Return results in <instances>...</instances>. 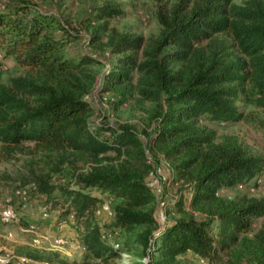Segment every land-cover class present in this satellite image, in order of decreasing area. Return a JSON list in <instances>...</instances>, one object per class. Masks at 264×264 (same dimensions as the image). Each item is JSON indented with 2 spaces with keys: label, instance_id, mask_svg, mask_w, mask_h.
<instances>
[{
  "label": "trees",
  "instance_id": "16d2710c",
  "mask_svg": "<svg viewBox=\"0 0 264 264\" xmlns=\"http://www.w3.org/2000/svg\"><path fill=\"white\" fill-rule=\"evenodd\" d=\"M94 14L91 20L104 18L96 41L110 30V18L125 12L106 4ZM157 19L160 35L146 46L143 36L111 40L113 52L124 55L111 61L103 84L104 90L132 85L137 73L139 94L156 107L145 143L132 124H90L77 74L91 77L86 66L95 59L67 49L78 33L35 5L0 0V66L12 57L39 74L0 81V158L36 156L23 186L34 181L41 206L63 209V217L73 213L68 223L83 226L86 256L78 264H119L122 253H135L143 264H263L264 219L254 225L264 218V196L220 192L264 183V155L248 154L230 137L217 141L215 130L199 123L248 120V107L264 108V0H176ZM149 150L180 157L172 179L182 184L173 206L162 200L165 221L148 181L155 169ZM81 154H111L121 168L59 175ZM106 198L113 216L100 223L97 210ZM188 206L199 215L178 216ZM172 213L178 217L170 219ZM106 231H117L115 242L103 238ZM29 256L69 264L58 251Z\"/></svg>",
  "mask_w": 264,
  "mask_h": 264
},
{
  "label": "rangeland",
  "instance_id": "374dc122",
  "mask_svg": "<svg viewBox=\"0 0 264 264\" xmlns=\"http://www.w3.org/2000/svg\"><path fill=\"white\" fill-rule=\"evenodd\" d=\"M12 1V0H6ZM23 1L37 6L44 12L51 14L59 19L61 24L69 27L73 32L78 33L77 40L72 41L67 49L76 57L80 55H90L95 61L88 64L85 76L83 73L77 74L83 82L84 98L91 106L89 120L91 125L110 124L120 126L123 124H132L142 134V139L148 143V136L153 133L155 122L153 121V112L156 109L155 104L144 99L139 93L137 82V73H135L132 85H122L113 87L111 90H104V80L109 72L113 70L111 61L124 54L114 53L111 40L117 41L122 35L143 36L146 44L152 38L158 37L161 32L157 16L160 10L170 6L176 0H14ZM106 4L118 5L124 12V15L115 16L109 20V31L100 32L101 39H91L96 33V27L104 21L91 20L95 16V11L99 6ZM37 70L30 69L21 65L14 58L4 59L0 66V81H6L13 76H34L38 78ZM122 100L115 105V100ZM248 120L239 122L224 121H206L199 123L201 129L209 131L215 130L216 140L222 141L224 137H230L236 140L242 149L248 154L264 155V108H247ZM36 157L27 152L18 153L15 158L5 160L0 158V200L9 199L21 214L20 224H4L0 221V249H8L18 256H27L34 260V264H60L57 260L54 262L46 259H35L29 256L30 251H44L52 253L58 251L60 256L68 261L69 264H78L86 256V250L83 246V226H74L69 223L62 224L64 218L63 209L51 211L48 217L41 215L42 202L38 194L34 192L35 182H27L23 186L24 178L31 179L32 173L28 161ZM149 159L155 166L154 171L148 176V181L160 201L157 208V215L166 211L163 201L171 202L173 206L178 195V189L182 182H173L175 175V164L180 157L168 158L162 151L149 150ZM121 160L113 157L111 154H100L97 157L90 155H75L70 158L63 167L64 177L71 179L76 174H88L98 167H107L120 169ZM58 175V174H57ZM56 175V176H57ZM55 176V177H56ZM56 181L57 178L55 179ZM19 187H28L31 189L27 206L24 209L19 208L20 199L15 196V190ZM221 194L236 198L242 195L264 196V183L259 187L250 185H237L231 188H223ZM193 213L199 215L198 211L188 206L178 214ZM174 213L169 215L173 219L178 216ZM113 215L102 212L98 216L100 223L110 222ZM264 218L256 219L254 227L257 228ZM33 222L37 225L38 232L47 238L40 243H33L30 234L24 229L27 224ZM65 236L68 242L62 245H55L53 239L56 236ZM140 257L135 253H126L119 260L122 264H143ZM260 259L264 262V251H261ZM145 261V258L143 259ZM202 259H194L187 264H202ZM250 264H259L254 260ZM264 264V263H263Z\"/></svg>",
  "mask_w": 264,
  "mask_h": 264
},
{
  "label": "built area",
  "instance_id": "2783aa9c",
  "mask_svg": "<svg viewBox=\"0 0 264 264\" xmlns=\"http://www.w3.org/2000/svg\"><path fill=\"white\" fill-rule=\"evenodd\" d=\"M31 189L28 187H19L15 190V196L20 199V206H18L21 209L26 208L28 198L30 197ZM164 203V202H162ZM102 212H105L109 215H113V210L111 206V200L109 198H106L103 200L101 206L97 210L98 214H101ZM50 211L48 210L47 205L41 206V215L42 217L46 218L48 217ZM158 218L161 221H165L168 218V215L165 212H160L158 215ZM74 219V214H69L68 217H64L61 219L62 224L68 223L69 220ZM0 221L4 224H20L21 222V214L18 211L17 207L9 200L6 201L0 200ZM26 232L30 234L31 241L33 243H40L41 241H44L47 237L42 235L38 232L37 225L33 222H30L27 224L26 228L24 229ZM116 235L117 231H106L103 234V238L110 240V241H116ZM55 245H62L68 242V238L65 236H56L53 239ZM116 246H118V243H115ZM126 253H122V256ZM0 264H34V260L27 257V256H18L13 254L11 251L6 249V251H3L0 249ZM122 264V263H119Z\"/></svg>",
  "mask_w": 264,
  "mask_h": 264
}]
</instances>
